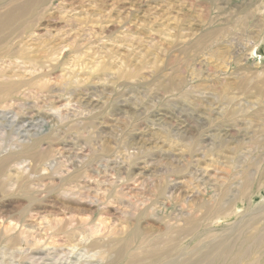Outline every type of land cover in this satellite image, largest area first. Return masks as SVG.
<instances>
[{"label":"rangeland","instance_id":"rangeland-1","mask_svg":"<svg viewBox=\"0 0 264 264\" xmlns=\"http://www.w3.org/2000/svg\"><path fill=\"white\" fill-rule=\"evenodd\" d=\"M14 5L30 12L0 55V78L20 83L3 111L33 120L56 167L0 176V264L39 248L86 263L66 231L118 245L137 218L150 251L168 250L154 264H217L228 242L264 264V0H0V14Z\"/></svg>","mask_w":264,"mask_h":264},{"label":"bare ground","instance_id":"bare-ground-1","mask_svg":"<svg viewBox=\"0 0 264 264\" xmlns=\"http://www.w3.org/2000/svg\"><path fill=\"white\" fill-rule=\"evenodd\" d=\"M44 1L45 0H34V3L41 4ZM29 12H30L29 5H23V6L14 5L8 8L4 14L2 15L0 14V55L7 53V47H8L7 44L15 40V37L17 36L18 32L28 27L24 23H18L17 21L21 17H24ZM7 30H9L10 32L9 35L8 34L4 35L5 31ZM19 89H20L19 81L14 80L11 82H5L4 78H0V110H2L0 111V154L6 153L7 148L11 149V147H14V151H11L10 153L6 154L4 157L0 156V176H3V174H5L9 169L19 168L23 163H27V162L33 163L34 168H39V169L42 168L41 170H45L47 167V170L53 171L56 167L53 166V164L55 163L54 161L49 162L51 161L50 159L52 157V152H50V150L43 151L40 149V143L43 141V139L41 140L38 137V132L36 131V128L38 127L34 126L32 122L33 120L21 118L20 115L11 112V109L10 111L8 109L9 112L5 110L3 111V109L6 107L5 106L6 102L12 99L13 97L17 96ZM45 118L46 119L51 118L55 121V123H57V121L62 117L61 116L58 117L59 119L57 120V118L52 115H45ZM15 148H19V150ZM62 157L66 159L67 164L72 165V163L74 162L73 160H71L72 159L71 155H62ZM79 166L80 167L82 166L81 162H79ZM104 167L105 170L108 168L107 165H105ZM77 178H78V174L73 173L69 178L60 179L58 189H62L64 186L68 185V183H72L71 181ZM250 180L251 179L248 178V181L244 183V189L242 194L245 193L248 194V189H250L251 187L249 186L251 183ZM263 181H264V174H262V177L260 178V182ZM5 186H6V182L4 180L1 182L0 188L3 189ZM22 187H24V185ZM169 187H170L169 190L172 191L173 188L175 190L176 186H167V189ZM25 191H26V195H24L23 197L27 201L28 207L36 206L39 203H42V200H39L34 193L28 191L27 186L25 188ZM173 193H171V196ZM250 194L252 195V193ZM61 196L62 197L66 196L65 198L70 199L69 197H67V195H65V192H63ZM27 211H23L20 218L17 219L19 222H21L24 219V216L26 215ZM140 220L141 219L138 218L136 219L135 226L130 228V232L127 234L124 241L122 243H119L118 245L117 243L119 241L114 239H112L114 241L109 240L107 242H100V241H96L95 239L93 240L92 236L87 235L88 233L86 231L85 232L82 231V233L79 234V236L77 237L79 239L81 237V239L80 240L77 239L78 242L77 245L72 246L73 245L72 243H74L75 240L72 241L71 238L73 237L75 232L70 230L66 231L64 234H65V238L67 237L66 241H67V245L70 246L69 249L74 251V249L78 247L81 248L83 247V249L86 250L85 254L88 255V257L84 255L86 259L83 260L86 263L84 262L82 263V260L78 259L73 264H92L94 262H98V263L100 262L101 264H121V262H124V264H145L146 261L147 262L149 261L151 264H154L160 258L161 255L167 254L168 250L156 246L155 250L150 251V247H153V243L148 241V236L145 233H143V231L140 229V226L138 224ZM196 229L197 227H194V229L192 228L193 232H195ZM188 231L189 229H185L182 232H180L175 242L176 247L179 246V244H181L186 238L192 236ZM21 236L22 233H18L17 235L9 237L8 242L10 243V245L13 246L15 245L16 247L26 245L27 243L25 242V240L24 241L21 240L20 238ZM85 242H87L88 245H86ZM244 242L245 241H243V244ZM234 245L235 242L234 243L228 242L221 247V249H223V256L220 261H217V264H219L218 262H221L223 264L224 261H228L230 263H236L242 261V259L248 260V262H246L245 264H258V262L260 261V257L253 259L252 257L253 254L251 252H247L248 258L244 256V253H242L241 256H239V252L242 250L241 248L242 246L241 244L239 246L238 244L237 246ZM32 247H34V245ZM215 249H217V247ZM30 250L31 251L30 254H28V257L31 255V259L29 258L28 259L31 260V264H46L48 261H50L49 259L50 254L45 255L43 250H41V248L30 249ZM73 251H70L71 253L67 252L66 257L72 254ZM15 253L17 254L16 251ZM208 258L209 257H205L200 259L199 261L206 263L207 260H209V264L210 263L214 264L213 260H210ZM70 261L71 260H69L68 262V260L66 259V262L63 261L64 263L60 262L59 264H71ZM171 264L174 263L172 262ZM193 264H198V263L194 262Z\"/></svg>","mask_w":264,"mask_h":264}]
</instances>
